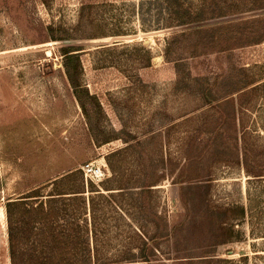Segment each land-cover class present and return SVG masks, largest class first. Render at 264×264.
Masks as SVG:
<instances>
[{"label":"rangeland","instance_id":"374dc122","mask_svg":"<svg viewBox=\"0 0 264 264\" xmlns=\"http://www.w3.org/2000/svg\"><path fill=\"white\" fill-rule=\"evenodd\" d=\"M154 3L0 0V264H11L8 199L76 167L93 183L117 188L106 156L125 147L130 135L143 145L124 155L133 188L123 195L103 191L113 193L110 221L116 218V202L127 223L148 225L149 237L156 234V213L169 219L173 234L160 248L161 262L125 264H189L187 258L200 256L208 259L203 264H229L220 259L242 255L249 256L248 264H264V179L249 178L236 163V152L229 154L215 106L233 96L246 140L254 143L258 137L264 146V42L220 54L206 47L205 53L206 40L218 35L213 31L201 42L198 35H187V44L166 51L175 33L264 17V0H187V25L162 30H157ZM198 11L204 21L190 23L191 13ZM50 27L56 37L69 33L70 40H53ZM245 28L220 32L225 36ZM116 42L130 50L105 49ZM72 45L82 49L80 83L95 95L83 96L90 119L67 76L62 48ZM111 137L118 139L99 145ZM188 143H194L190 151ZM182 170L185 177L201 180L182 184L184 204L177 183ZM160 176L158 185L142 191ZM132 199H138L135 208ZM235 205L248 209L241 222ZM223 222L227 231L218 229ZM231 225L243 241L217 245Z\"/></svg>","mask_w":264,"mask_h":264},{"label":"trees","instance_id":"16d2710c","mask_svg":"<svg viewBox=\"0 0 264 264\" xmlns=\"http://www.w3.org/2000/svg\"><path fill=\"white\" fill-rule=\"evenodd\" d=\"M152 5L155 7L158 17L157 30L187 25V0H155ZM81 8L84 12L85 4H82ZM191 16L193 19H190V23L204 21L200 17L199 11L191 13ZM219 16H223L222 13ZM238 26L246 28L237 32H229L230 34L225 36L220 32L228 27ZM52 29L53 27H50L49 32L53 40L62 42L70 40L69 33H65L63 37H56ZM213 31H217L218 35L211 36L206 40L204 35ZM191 34L198 35L199 42L203 38L206 40L203 52L207 53L205 48L211 47L206 50H210V53L220 54L237 47L264 42V17L175 33L167 42V53L173 52L177 43L180 45L184 41L187 44V35ZM105 49L129 51L130 45L116 42L113 46ZM133 49L135 51L133 55L137 56L138 50ZM81 50L74 45L65 46L62 48V53L74 94L80 103L83 114L87 119H90L91 115L83 96L87 99H95V95H90L80 83L83 70ZM246 92H248L247 89L237 94L239 98H242ZM96 104V107L100 108L99 103L96 102ZM215 106L216 113L222 120V136L229 145L227 147L229 154L235 156L236 152V163L244 168L249 178L263 180L264 146L258 144V137L255 138L257 142L250 143L248 139L246 140L247 129L242 131L238 127L236 100L232 96L221 100ZM113 138H107L104 141H98V143L104 145L118 139ZM134 138L130 135L129 140L124 139L125 147L116 149L106 156V162L112 171L111 178L113 177V182L117 186L115 189L104 187L103 183H93L86 177L83 169L76 167L45 185L33 187L19 197L7 200L5 215L11 264H125L153 263L164 260L160 248L163 243L171 241L173 234L166 216L156 213L154 222L156 234L153 237H149L146 232L148 225L138 224L139 227H137L133 223H127L122 206L116 202L114 223H111L109 218L108 204L112 201L113 195L111 194L113 193L105 194L103 191L119 190V194L123 195L126 190L129 191L133 188L128 187L132 182V176L127 174L124 169L126 161L124 155L131 149L143 145L141 141ZM188 147H190L189 151L192 150L194 143H188ZM188 155L190 154L188 153ZM187 161V167H190L192 165L191 158L187 157ZM178 177L181 179L177 182L181 185L179 195L184 204L182 184L184 182L192 184L201 180H198L199 177H185L184 171ZM162 179L164 176L143 186L142 191L151 190V187L158 185ZM138 204V199H132L130 206L135 208ZM188 207L187 202V210ZM232 209L236 210L234 215L237 218L236 221L241 222L247 217L248 209L245 206L235 205ZM223 223L219 224L218 229L227 231L225 222ZM115 229L117 230L115 231ZM228 231L229 234L220 238L217 245L243 241V235L240 231H235L233 225L228 227ZM230 253L232 254V252ZM187 259L189 264H203L208 260L204 256ZM220 262L248 264L249 256L242 255L237 260L220 259Z\"/></svg>","mask_w":264,"mask_h":264}]
</instances>
